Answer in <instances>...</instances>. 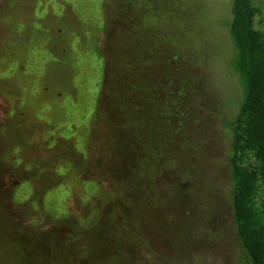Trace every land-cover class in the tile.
<instances>
[{
    "label": "rangeland",
    "instance_id": "rangeland-1",
    "mask_svg": "<svg viewBox=\"0 0 264 264\" xmlns=\"http://www.w3.org/2000/svg\"><path fill=\"white\" fill-rule=\"evenodd\" d=\"M1 1L4 0H0V3ZM113 1L115 4L117 0ZM233 1L142 0L141 6L129 11L127 15L124 14L123 27L119 28L120 19L111 17L104 33L106 37L103 44L110 52L111 70L117 71L118 78H124L121 81L123 83L118 81L126 91L122 105L129 115L126 120L121 118V121L125 124L123 130L129 136L132 135L128 142L125 138L118 139L121 155L115 152L118 161L113 163V171L121 172L125 164L129 163L127 148L134 155H140L142 142L154 147L155 151L161 148L165 134L160 130L163 126L160 113L166 109V104L170 105V113H174L171 108V93L177 86L175 80L184 84L183 77L193 79L190 89H193L198 99L207 96L211 104L215 105V112L219 116L223 117L228 112H224V106L221 111L218 110L221 108V101L235 105L241 95V88L234 68L236 49L229 34V11ZM254 1L262 8L261 13L255 17L254 27L264 32V0ZM106 2L107 0H45L39 4L40 9L34 15L32 25L35 30L39 29L41 18L50 12L60 15L69 4L72 11L75 10L79 14L77 19L82 18V22L92 25L97 37L102 33L101 23L109 17L108 13L106 16L103 14ZM108 7L112 9L110 4ZM19 22L24 23L21 28L24 29L26 20L20 19ZM48 38L39 39L34 34L31 43L19 51V58L6 66L8 74L14 76L13 85L17 92L19 91L22 97L20 101L23 102V105L19 104L10 121L14 124L13 130L27 132L28 152L30 157L34 156L32 160H49L53 148L56 150V142H62L60 139L64 136H74L77 147L85 148V154L92 150L91 140L95 138L96 132L91 111L95 105V93L99 89L100 71L106 66L103 60L97 58L95 46L92 45L94 37L89 35L86 53L81 54L76 65L72 66L73 72L70 73V84L76 89V96L72 94L71 88H68L70 94L67 95L57 92L54 97L46 91L38 94L40 88H46V83L52 81V62L55 55L50 51V44L46 45ZM77 46L76 37L73 41V52H77ZM35 74H42L38 82ZM125 79L128 81L125 82ZM113 100L110 98V102L113 103ZM114 104L121 106L118 100L117 103L114 100ZM3 106L4 103L0 99L1 119L5 118L4 113L2 114ZM207 116L213 117V114ZM172 121L169 128L173 131L176 121ZM214 121L195 133L191 123L188 121L186 124L184 121L182 132L186 139H192L193 134L199 135L204 142L206 154L217 164L222 179L217 185L220 200L215 196L218 205L214 199L213 208L205 209L204 206L210 202L204 196L196 201V204L192 203V194L178 190L175 183L171 184L172 178L159 169L165 157L156 156L154 162L158 165V171L141 172L140 183L136 184L138 188H134V195L126 200V209L116 206L111 210L109 220L104 222L107 235L101 236L100 232L94 229L85 239H81L88 243L84 250L79 248L78 240L76 245L67 250L65 264H81L83 258H88V261L95 264H135L141 255L142 261L146 259L156 263L157 258L151 255L150 246L157 252L172 257L181 251L176 261H165L164 254H160L158 260L163 258L160 260L162 264H237L241 248L235 235L228 197L229 176L223 156L225 142L221 128ZM177 136L178 138L173 134L170 138L173 141L171 148H174L169 158L172 162H179L176 159L182 137L178 135V131ZM33 145L39 147L40 151H33ZM61 147L62 144L58 149ZM19 148L18 145L16 149L19 151ZM187 151L185 163L189 164L193 161ZM169 159L166 163L171 162ZM68 175L71 178L70 185L74 188L75 173L70 171ZM89 187L91 191L94 185ZM133 187L134 184L130 187L131 191ZM28 194L29 190L25 186L20 197L26 198ZM114 199L123 202L125 197L118 195ZM66 200L69 202L66 208L73 205V195L70 196L65 188L48 195L52 211L58 212L56 209H61ZM184 222L188 223L187 228ZM19 233L23 232L19 230ZM163 233L166 236L160 240L159 237H162ZM15 237L18 236L12 234L10 242H13ZM21 244L15 240L14 247L17 248L18 261L21 262L37 264L36 262L43 261L46 257L57 262L64 258L61 252L48 254L44 250L40 253L38 261L35 260L37 256L27 253L25 255L29 249Z\"/></svg>",
    "mask_w": 264,
    "mask_h": 264
},
{
    "label": "trees",
    "instance_id": "trees-1",
    "mask_svg": "<svg viewBox=\"0 0 264 264\" xmlns=\"http://www.w3.org/2000/svg\"><path fill=\"white\" fill-rule=\"evenodd\" d=\"M141 1L117 0L114 4L113 0H107L103 6V14L106 16L108 13L109 17L101 23L102 33L97 37L94 35L92 25L82 22V18L77 19L79 14L75 10L72 11L69 4L60 15L50 12L41 18V27L35 30L32 21L40 9L39 4L45 0L1 1L0 99L4 103L2 114L4 113L5 118H0V264L29 263L18 261L17 248L14 247L15 240L29 249L24 253L25 255L27 253L30 256H37L34 258L38 261L40 253L44 250L48 254L61 252L64 256L58 262L53 259L50 261L47 257L41 258L43 261L36 262L37 264H65L67 250L76 245L78 240L79 248L84 250L88 243L81 239H85V236L94 229H97L101 236L107 235L104 222L109 220L111 210L116 206L126 209V200L134 195V188H138L136 184L140 183L141 172L158 171L154 159L156 156L159 158V155L165 157L159 169L172 178L171 184L175 183L181 192H190L192 203L196 204V201L204 196L210 202L204 204V207L211 210L214 202L216 201V204L220 200L217 185L222 181L221 175L216 167L217 164L206 154L203 148L204 142L199 135L193 134L192 139H186L182 126L184 121L186 124L189 121L195 133L214 120L221 128L225 142L223 156L229 176L228 197L235 235L241 248L237 264H264V32L254 27L255 17L261 13L262 8L258 7L254 0H234L230 6L229 34L236 49L234 68L241 88V95L235 105H231L230 102L224 104L221 101V108L218 110L221 111L224 106L226 107L224 112L226 110L228 112L223 117L219 116L215 112V105L211 104L207 96L198 99L193 89H190L193 79L183 77L184 84L175 80L177 86L171 93L173 101L171 108L174 113H170L168 104L160 113V121L163 124L160 130L165 134L161 148L155 151L154 147L142 142L143 153L141 151L140 155H134L127 148L129 163L125 164L123 171L115 172L111 167L115 161H118L115 152L121 155L118 139L125 138L128 142L132 135L129 136L123 130L125 124L121 121V118L126 120L129 115L122 105L126 91L120 83H123L121 81L124 78H118L117 71H112L110 68V52L103 44L106 37L104 33L108 29L111 17L120 19V27H118H123L124 14L127 15L129 11L141 6ZM109 4L112 6L111 10ZM20 19L26 20L24 29H21L24 23L21 24ZM34 34L44 40L49 37L46 45L50 44V51L55 55L52 62V81L46 83L48 85L44 86L46 88H40L38 94L46 91L54 97L57 92L67 95L70 94L68 88H71L72 94L76 96L77 91L70 84V73L73 72L72 66L76 65L77 59L81 58V54L86 53L89 35L94 37L92 45L95 46L94 52L97 58L106 64L100 71L99 89L95 93V105L91 111L96 136L93 141L91 140L92 150L87 151V155L85 148L82 150L77 147L74 136H64L60 139L62 142L58 144L56 142V150L53 148L49 160L39 158L40 161L32 160L34 156L30 157L28 152L27 132L13 130L14 124L10 118L15 115L19 104L23 105V102L20 101L22 97L19 91L17 92L13 85L14 76L8 74L6 66L19 58V51L31 43ZM76 37L78 50L73 52L72 46ZM65 71L67 74H64ZM35 75L38 82L42 74ZM127 81L125 79V82ZM110 98H113L115 103L117 100L120 101L121 106H116L114 100L113 103L110 102ZM205 113H211L213 117ZM19 116L21 117V114ZM173 119L176 122L172 131L169 124ZM119 121L121 122L118 123ZM177 131L182 137V144L176 159L179 162L174 160L172 162L169 158L174 148H171L173 141L170 138L173 134L178 138ZM60 144L62 147L58 149ZM18 145L19 151L16 149ZM35 150L40 151V148L33 145V151ZM186 151L192 157V163H185ZM113 153L115 155L110 157L109 155ZM168 159L171 162L166 163ZM120 169L122 170V167ZM70 171L76 176L74 188L70 185L71 178L68 175ZM133 184L131 191L130 187ZM89 185H94L91 191L88 189ZM25 186L29 194L26 198H22L21 190ZM61 188H65L70 196L73 195V205L66 208V205H69L66 200L61 209H56L58 212L52 211L48 203V195L58 192ZM118 195H124L123 202L114 199ZM187 224L184 222L186 228ZM19 230L23 233H19ZM12 234L18 237L10 242L9 238ZM164 236L166 234L163 233L159 239H163ZM149 249L151 255L156 256V263L146 259L142 261L141 255L140 260L135 264H162L160 260L163 258L158 260L160 254H164L165 261H176L181 252L172 257L157 252L151 246ZM81 264L95 263L83 258Z\"/></svg>",
    "mask_w": 264,
    "mask_h": 264
}]
</instances>
